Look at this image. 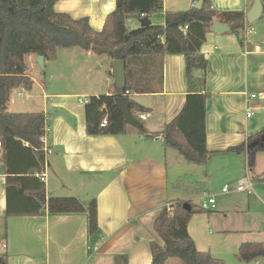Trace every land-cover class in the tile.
I'll use <instances>...</instances> for the list:
<instances>
[{
    "label": "crops",
    "instance_id": "1",
    "mask_svg": "<svg viewBox=\"0 0 264 264\" xmlns=\"http://www.w3.org/2000/svg\"><path fill=\"white\" fill-rule=\"evenodd\" d=\"M117 1L60 0L54 9L76 20L87 18L92 29L100 32ZM254 1L210 0L213 10L245 15ZM260 1L262 15L253 24L246 22L248 31L231 29L220 34L212 27L200 48L208 62L206 71L194 69L189 80L184 56L168 55L156 64L151 93L127 96L150 110L142 115L148 134L160 133L181 112L187 96L202 91L199 81L205 80L202 89L210 94L206 145L213 153L205 166L186 162L159 137L147 138L137 131L121 136L87 135V99L115 91L113 60L107 56L79 48L59 49L56 61L44 59V71L37 57H27L33 87L13 90L8 112L46 115L45 166L40 179L44 178L47 198L73 197L85 206L95 200L100 235L98 241L91 240L85 213L52 215L42 209L37 215L7 218L9 199L16 212L25 207L37 209V200L30 195L13 192L8 199L7 180L27 178L39 159L26 143H0V234L8 264H116L119 256H126L128 264H151L152 243L165 246L155 228L160 212L178 201L200 208L210 195L216 197L215 208L194 215L188 225L196 248L224 264H249L240 258L239 249L245 243H264V181L257 179L251 192L221 191L226 185L233 188L248 170L247 153L227 150L264 130V0ZM193 6L194 0H164L163 13L148 19L150 24L163 26L165 12L188 11ZM144 19L127 23L138 29ZM62 53L67 61H82L78 65L85 69L86 90L81 95L72 90L74 81L68 84L63 78L65 72L56 76L48 70L50 63L61 62ZM161 72L162 85L158 83ZM53 82L62 86L54 87ZM252 95L256 98L249 100ZM249 106L254 111L250 118ZM251 174H264V153L257 154ZM23 183L31 192L40 184L35 177ZM165 264L185 263L169 258ZM250 264H264V258Z\"/></svg>",
    "mask_w": 264,
    "mask_h": 264
},
{
    "label": "trees",
    "instance_id": "2",
    "mask_svg": "<svg viewBox=\"0 0 264 264\" xmlns=\"http://www.w3.org/2000/svg\"><path fill=\"white\" fill-rule=\"evenodd\" d=\"M60 0H0V143L4 146L12 142L28 144L35 152L39 163L36 170L27 173V178L15 177L7 180L8 199L11 193L30 195L37 200V209L25 207V211L12 210L8 200L6 217L37 215L42 209L52 215L87 214L88 232L91 240L98 241V209L95 200L87 206L77 198H47L46 188L40 179L45 166L44 142L47 118L44 113H10L8 103L15 89L30 91L33 80L27 75L28 56H43L46 61H56L59 49L79 48L96 55L107 56L113 61L125 63L126 86L115 88L113 95L91 96L86 103V133L89 136H121L130 131H139L147 138L159 137L166 148L175 150L186 162L205 166L212 152L207 149V102L210 94L205 88V80L199 81V92L190 93L181 112L165 125L160 133L145 130L142 115L149 109L130 100V111L140 123V127L129 126L115 105L118 96L151 93L155 79L157 62L168 55H183L186 72L192 80V71H206L207 60L200 48L215 22L231 27L235 33L246 29V15L242 11L222 12L213 10L210 0H205L201 9L165 12L164 25L148 24L138 29H130V19L150 18L161 15L164 0H118L115 11L107 18L102 31L92 29L87 18L73 19L65 13L55 11ZM187 26L186 33L183 28ZM158 83L163 84L162 72ZM104 121L107 125L102 127ZM264 130L249 137L241 145L229 148L226 153H247L248 169H254L256 156L264 153ZM252 175L254 183L261 176ZM35 177L40 184L29 191L23 183ZM185 202L178 201L165 207L155 222L158 235L165 246L152 243L151 264H165L169 258L180 259L185 264H224L209 252H200L188 232V225L194 215L207 213L201 207L188 211ZM240 258L252 263L264 258V243H245L239 249ZM0 264H8V254L0 255ZM116 264H128L126 256L116 258Z\"/></svg>",
    "mask_w": 264,
    "mask_h": 264
},
{
    "label": "water",
    "instance_id": "3",
    "mask_svg": "<svg viewBox=\"0 0 264 264\" xmlns=\"http://www.w3.org/2000/svg\"><path fill=\"white\" fill-rule=\"evenodd\" d=\"M205 0H200L196 3L195 7L197 9H201ZM263 6L260 0H255L252 8L246 15L247 22L249 24H253L256 21H258L262 15ZM150 24V21L148 18L144 19L141 22V26H146ZM213 29L216 33H226L231 30V27L223 25L219 22H215ZM37 63L40 66V68L44 69V57L38 56L37 57ZM113 76H114V86L117 90L124 89L126 86V71H125V63L122 60H116L113 61ZM115 105L118 107L119 111L123 114L127 124L129 126L138 128L140 127V123L133 117L131 111H130V100L127 96H118L115 99ZM184 208H186L188 211L192 210V207L190 204L185 203Z\"/></svg>",
    "mask_w": 264,
    "mask_h": 264
},
{
    "label": "rangeland",
    "instance_id": "4",
    "mask_svg": "<svg viewBox=\"0 0 264 264\" xmlns=\"http://www.w3.org/2000/svg\"><path fill=\"white\" fill-rule=\"evenodd\" d=\"M127 26H128V23H127ZM129 27V26H128ZM130 28V27H129ZM131 29V28H130ZM76 50H79V49H76ZM64 53H62V55H61V62L59 63V64H53V63H50L49 64V66H48V70L49 71H51V72H53L54 73V75L56 74V76H58V75H60L61 73H66V77H64L63 76V78H67V80H68V84H71L72 83V81H74V83L73 84H71V85H73L74 87H73V91H74V93L75 94H78V95H81V94H83L84 93V91L86 90L85 89V79H84V75H85V69L84 68H82V67H80L78 64L80 63V62H82V61H80V62H78L77 61V63H76V60H73V63H72V61H67V60H65V58H64V55H63ZM106 60H109V59H107L106 58ZM65 62H68V63H70L71 62V64H65ZM75 62V63H74ZM67 65H69L70 67H73L72 68V70H70L69 68L70 67H66ZM83 65V64H82ZM95 65H94V69H95ZM76 68V69H75ZM105 68V67H104ZM103 68V69H104ZM107 68H105V70H106ZM91 70H93V69H91ZM104 70V71H105ZM40 71H42V69L40 68ZM44 71V70H43ZM68 71H72V72H70V73H68ZM95 72L96 71H94L93 73H94V75H95ZM68 73V74H67ZM93 75V76H94ZM58 83V84H57ZM57 83H55V82H53L52 83V85L54 86V87H60V86H62V83H60V82H57ZM67 89H69V87L67 88ZM254 114V113H253ZM137 133H140L138 130H137ZM163 143V142H162ZM178 154V153H177ZM183 191V190H182ZM180 193V192H179ZM215 196V195H214ZM215 200H216V197H215ZM193 205V207L194 208H196V205L195 204H192ZM3 231V227H2V225L0 226V231ZM2 236H3V234H0V252L2 253V252H5V249L2 247V242H3V238H2Z\"/></svg>",
    "mask_w": 264,
    "mask_h": 264
},
{
    "label": "built area",
    "instance_id": "5",
    "mask_svg": "<svg viewBox=\"0 0 264 264\" xmlns=\"http://www.w3.org/2000/svg\"><path fill=\"white\" fill-rule=\"evenodd\" d=\"M188 30V27L185 26L183 28V32L186 33ZM245 31H248V29L246 28ZM253 31V30H251ZM256 97L254 95H252L249 100H253ZM248 118L253 116V109L249 106L248 107ZM105 125H107V121H104L102 124V127H104ZM1 146V144H0ZM48 153H51V151L49 150ZM41 179L44 180V178L41 176ZM260 180L264 181V175L260 177ZM253 186H254V181L251 177V173L249 171V169L247 170V173L244 177H242L240 180H238V182L236 183V185L232 188L229 185H226L222 188V193L223 194H229L231 192H237V193H243V192H251L253 191ZM216 205V200H215V196L214 195H210L208 196L205 200H203L200 204V207L203 210L206 211H211L215 208Z\"/></svg>",
    "mask_w": 264,
    "mask_h": 264
}]
</instances>
